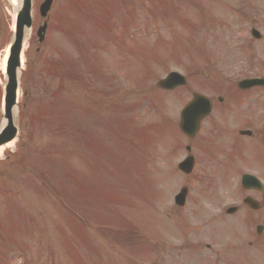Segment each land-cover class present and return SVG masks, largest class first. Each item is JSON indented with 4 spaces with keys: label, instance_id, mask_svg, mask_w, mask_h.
<instances>
[{
    "label": "rangeland",
    "instance_id": "rangeland-1",
    "mask_svg": "<svg viewBox=\"0 0 264 264\" xmlns=\"http://www.w3.org/2000/svg\"><path fill=\"white\" fill-rule=\"evenodd\" d=\"M17 6L0 0V54ZM57 6L56 30L40 56L32 51L34 92L20 139L0 155V264H181L171 249L187 228L179 216L189 213L174 197L187 185L189 208L205 206L214 196L201 194L213 179L178 172L184 153L171 149L180 136L162 121L178 119L191 86L215 97L213 63L230 64L228 48L216 47L225 35L229 46L244 50L230 64L235 79L254 73L245 69L261 55L264 61V0H58ZM251 26L262 30L260 41ZM172 70L189 77V88L157 90ZM257 102L264 111V90ZM121 235L133 239L121 244Z\"/></svg>",
    "mask_w": 264,
    "mask_h": 264
},
{
    "label": "flooded vegetation",
    "instance_id": "flooded-vegetation-1",
    "mask_svg": "<svg viewBox=\"0 0 264 264\" xmlns=\"http://www.w3.org/2000/svg\"><path fill=\"white\" fill-rule=\"evenodd\" d=\"M42 2L39 0L38 6ZM36 22L34 30L40 27ZM5 84V77L0 73V125ZM228 99V103H224L225 97L218 99L222 106H212L211 113L201 121L196 140L189 146L195 152L199 180L206 174L213 179V183L204 185L205 190L201 194L205 196L207 192L214 196L208 204L213 209L210 242L200 243V247L185 239L179 250L181 253L196 251L200 264H264L262 105L254 103L247 106L241 102L240 96L232 93ZM244 130H251L252 133L242 134ZM245 175L253 178L244 183ZM230 187L239 193H233ZM226 203L233 205L231 210L221 212L220 207ZM199 232L200 239H204L201 235L204 232L201 229ZM205 251L210 255L204 254ZM181 260V264L186 263L185 255L181 256Z\"/></svg>",
    "mask_w": 264,
    "mask_h": 264
},
{
    "label": "water",
    "instance_id": "water-1",
    "mask_svg": "<svg viewBox=\"0 0 264 264\" xmlns=\"http://www.w3.org/2000/svg\"><path fill=\"white\" fill-rule=\"evenodd\" d=\"M21 39H22V35L19 34V40L21 41ZM17 48H18V47H17ZM18 51H19V48L17 49V53H16V55H15V57H14V60H13V65H12V66H13V69H14V67L20 65L19 58H18ZM10 76H11V81H13V83L15 84V76H14V74L11 73ZM171 76H172V77H177L176 74H172ZM171 76H170V77H171ZM161 85H163L162 82H161ZM14 87H15V88L13 89V92H14L15 89H16V86H14ZM13 96H15V92L13 93ZM6 132H7V130H6L3 134L0 135V146L7 144L9 141H11V140L14 138V136H15V134H16V128L13 127V131H12L10 134H6ZM188 163H189V161H187L186 164H183L181 167H182V168L185 167L184 165L187 166Z\"/></svg>",
    "mask_w": 264,
    "mask_h": 264
},
{
    "label": "bare ground",
    "instance_id": "bare-ground-1",
    "mask_svg": "<svg viewBox=\"0 0 264 264\" xmlns=\"http://www.w3.org/2000/svg\"><path fill=\"white\" fill-rule=\"evenodd\" d=\"M15 1H18V0H15ZM11 144H12V143H11ZM11 144H10V145H11ZM3 150H4V148H0V155L2 154Z\"/></svg>",
    "mask_w": 264,
    "mask_h": 264
}]
</instances>
